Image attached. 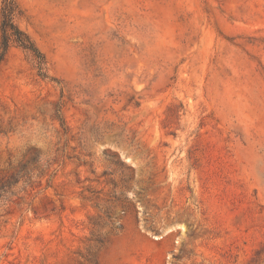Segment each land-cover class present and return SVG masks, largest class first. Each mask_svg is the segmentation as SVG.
<instances>
[{
  "label": "rangeland",
  "instance_id": "1",
  "mask_svg": "<svg viewBox=\"0 0 264 264\" xmlns=\"http://www.w3.org/2000/svg\"><path fill=\"white\" fill-rule=\"evenodd\" d=\"M15 2L0 264H264V0Z\"/></svg>",
  "mask_w": 264,
  "mask_h": 264
},
{
  "label": "trees",
  "instance_id": "2",
  "mask_svg": "<svg viewBox=\"0 0 264 264\" xmlns=\"http://www.w3.org/2000/svg\"><path fill=\"white\" fill-rule=\"evenodd\" d=\"M22 15V11L15 0H3L0 13V32L3 49L6 51L10 46L14 45L27 52L41 75L44 69V58L34 42L15 23V19L21 18ZM1 60L2 56L0 57Z\"/></svg>",
  "mask_w": 264,
  "mask_h": 264
},
{
  "label": "bare ground",
  "instance_id": "3",
  "mask_svg": "<svg viewBox=\"0 0 264 264\" xmlns=\"http://www.w3.org/2000/svg\"><path fill=\"white\" fill-rule=\"evenodd\" d=\"M167 231L169 232V231H171V229H167ZM165 234V233H164ZM154 238H156V239H160L161 238V236H158V237H154Z\"/></svg>",
  "mask_w": 264,
  "mask_h": 264
}]
</instances>
